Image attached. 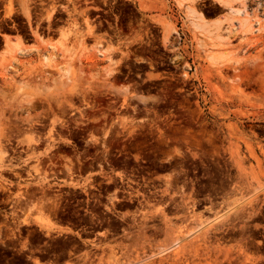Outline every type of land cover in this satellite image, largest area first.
<instances>
[{"label":"rangeland","instance_id":"1","mask_svg":"<svg viewBox=\"0 0 264 264\" xmlns=\"http://www.w3.org/2000/svg\"><path fill=\"white\" fill-rule=\"evenodd\" d=\"M256 1L231 32L177 29L175 0H0V264H264Z\"/></svg>","mask_w":264,"mask_h":264},{"label":"crops","instance_id":"2","mask_svg":"<svg viewBox=\"0 0 264 264\" xmlns=\"http://www.w3.org/2000/svg\"><path fill=\"white\" fill-rule=\"evenodd\" d=\"M175 1L177 7L170 8L167 15L179 30L240 32L249 30L253 22L263 18L256 0Z\"/></svg>","mask_w":264,"mask_h":264},{"label":"flooded vegetation","instance_id":"3","mask_svg":"<svg viewBox=\"0 0 264 264\" xmlns=\"http://www.w3.org/2000/svg\"><path fill=\"white\" fill-rule=\"evenodd\" d=\"M22 202L20 201H16V200H12L10 199L8 196H6L4 193L0 194V230L2 232H7V231H17L19 232L18 229H16V225L14 226V223L17 221H14L15 219L13 218L15 214V210H17L18 208H20V204ZM36 203V202H35ZM77 206V205H76ZM80 213H78L79 216V225H78V229L75 230V234L76 236H74V239L81 245L84 244V241L88 240L86 238V235L88 234H99V232H95V228L99 226V224L101 223V221L99 219H96V222L93 223V225H86L85 223H83V219L86 216L85 211L83 209H79L78 210ZM54 218H56L58 221H64L67 222L68 224L70 223V220L72 218L71 215V210H70V202L69 200H64L62 207L60 209L57 210V213L55 216H53ZM62 228L64 230L67 229H71L68 225H63ZM24 232H28L29 230L24 229ZM35 231L34 229L31 230ZM35 235H38L42 238H47L49 237L48 234H44L43 232H41L40 230H37L35 233ZM28 237V233H18V235H14V238H22L25 239ZM44 243L39 244L36 240H32V249L31 252L40 254V255H53L52 253H49L48 251L44 250ZM70 249L67 251V253H70ZM38 262V261H37ZM41 264H45V263H41Z\"/></svg>","mask_w":264,"mask_h":264},{"label":"bare ground","instance_id":"4","mask_svg":"<svg viewBox=\"0 0 264 264\" xmlns=\"http://www.w3.org/2000/svg\"><path fill=\"white\" fill-rule=\"evenodd\" d=\"M258 5H259V6H258V10L260 11L261 4L258 3ZM262 7H264V6H262ZM258 10H257V11H258ZM192 16H193V15H192ZM168 37H170V35H169Z\"/></svg>","mask_w":264,"mask_h":264}]
</instances>
